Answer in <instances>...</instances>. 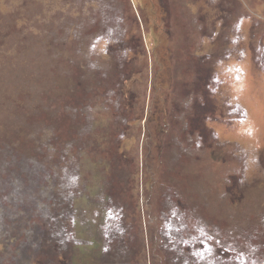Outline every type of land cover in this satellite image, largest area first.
I'll return each instance as SVG.
<instances>
[{
    "label": "rangeland",
    "instance_id": "374dc122",
    "mask_svg": "<svg viewBox=\"0 0 264 264\" xmlns=\"http://www.w3.org/2000/svg\"><path fill=\"white\" fill-rule=\"evenodd\" d=\"M0 264H264V0H0Z\"/></svg>",
    "mask_w": 264,
    "mask_h": 264
},
{
    "label": "bare ground",
    "instance_id": "6f19581e",
    "mask_svg": "<svg viewBox=\"0 0 264 264\" xmlns=\"http://www.w3.org/2000/svg\"><path fill=\"white\" fill-rule=\"evenodd\" d=\"M234 191V190H233Z\"/></svg>",
    "mask_w": 264,
    "mask_h": 264
},
{
    "label": "trees",
    "instance_id": "16d2710c",
    "mask_svg": "<svg viewBox=\"0 0 264 264\" xmlns=\"http://www.w3.org/2000/svg\"><path fill=\"white\" fill-rule=\"evenodd\" d=\"M156 87V86H155Z\"/></svg>",
    "mask_w": 264,
    "mask_h": 264
}]
</instances>
